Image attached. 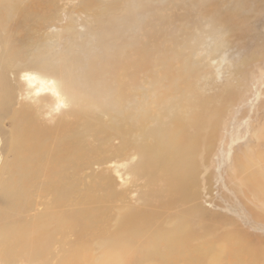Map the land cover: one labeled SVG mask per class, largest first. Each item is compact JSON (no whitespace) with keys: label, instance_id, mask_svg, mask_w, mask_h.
<instances>
[{"label":"rangeland","instance_id":"1","mask_svg":"<svg viewBox=\"0 0 264 264\" xmlns=\"http://www.w3.org/2000/svg\"><path fill=\"white\" fill-rule=\"evenodd\" d=\"M1 93L0 264H264V0H0Z\"/></svg>","mask_w":264,"mask_h":264},{"label":"bare ground","instance_id":"2","mask_svg":"<svg viewBox=\"0 0 264 264\" xmlns=\"http://www.w3.org/2000/svg\"><path fill=\"white\" fill-rule=\"evenodd\" d=\"M93 64V62L91 61V65ZM92 68L93 69H90V70H93V71H96V70H98L96 67H94V66H92ZM96 68V69H95ZM95 69V70H94ZM99 70H101V71H103L104 70V64H102L101 65V67H100V69ZM170 73V72H169ZM173 74V73H172ZM27 77V76H26ZM172 77V76H171ZM162 78V77H161ZM160 78V79H161ZM165 80H166V78L165 77H163ZM25 80H24V83L25 84H27L28 86H31V84L32 83H34V82H36L37 83V86L39 87V89L41 90V91H43V90H48L49 91V93H50V95L51 96H53L54 97V101L59 105V104H62V103H65V99H64V97H63V93L51 82V81H46V80H43V79H40L39 80V82H37V80H36V77H27V78H24ZM169 80L171 79L172 80V78H168ZM177 81L178 80V77H173V81ZM166 82H167V80H166ZM170 82H172V81H170ZM171 85V84H170ZM48 93V94H49ZM170 93V90H169V84L167 83L166 84V87H165V89L163 90V92L161 93V94H164V95H167V94H169ZM177 93V92H176ZM89 94H92V91H91V93H89ZM173 94H174V92H173ZM8 94H6V96H7ZM120 96H122V93L121 94H119ZM164 95H163V98H164ZM169 96V95H168ZM32 97L33 96H30L29 98L30 99H32ZM119 97V96H118ZM40 98V97H39ZM167 98V96L165 97V99ZM169 98V97H168ZM1 100H2V93L0 94V106H1ZM116 100V99H115ZM117 101V100H116ZM115 103V102H114ZM212 110V109H211ZM119 111H120V108H119ZM27 118V117H26ZM212 118V117H211ZM215 118H216V116H215ZM217 118H218V116H217ZM194 119H195V117H194ZM193 119V120H194ZM22 120V119H21ZM215 120H218V119H215ZM26 121V120H25ZM25 124V123H24ZM162 125V122H160V123H158L154 128H153V132H152V134L154 133L156 136H159V134H160V130L162 129V130H164V134H161V135H164V136H168L169 138H171V139H175V140H177L178 141V144H179V147H180V149H181V151H182V158L183 159H186V158H188V157H190V156H192V153L195 151V150H192V149H190L189 147H188V145H187V143L185 142V140H187V139H185V140H183V138L184 137H188L189 136V134L190 133H187L186 132V129L187 128H185V125H184V131H182V128H183V125H177V126H174L172 129H168V128H165V127H163V126H161ZM181 126V127H180ZM195 128V127H194ZM204 135H206V129H205V134ZM151 136V135H150ZM25 137L27 138V139H31V140H33L34 139V134L33 133H27V135H25ZM153 137V136H152ZM147 139H148V137H147ZM190 139V142L193 144V145H198V140H196L195 138L193 139V137L192 138H189ZM202 140V139H201ZM153 141V140H152ZM154 150V152H158V155H159V153L161 152H163L164 150H165V147H164V144H163V142L161 141V140H159V141H157L156 143H155V148L153 149ZM164 153V152H163ZM175 153H171V158L173 157V155H174ZM163 155V154H162ZM240 164H241V168H242V174L244 175V178H245V181L247 182V183H249V184H251L252 183V181H251V179H250V177L255 173V171L253 170V168L251 167V163H250V161H249V159H247V162H245L244 161V163H242V162H239ZM238 166V165H237ZM236 169H238V168H236ZM182 171V170H181ZM240 171V170H239ZM164 172V171H163ZM29 173L30 174H32V171H29ZM174 173V172H173ZM178 173V172H177ZM179 173H180V171H179ZM179 173H178V176H179ZM174 176H175V173L173 174ZM179 178V177H178ZM255 179H256V181H258V183L256 184V186L254 187V188H252L250 185H248V184H245L246 186H247V188L248 189H250L252 192H254V194L256 193V190L259 188V186H258V184H260V182H259V177H257V176H255ZM16 180H17V177L16 176H13L12 177V183L14 184L15 182H16ZM178 180V179H177ZM180 180V179H179ZM179 182V181H178ZM181 182V181H180ZM179 182V183H180ZM178 183V184H179ZM181 184H182V182H181ZM179 186V185H178ZM181 186V185H180ZM179 186V187H180ZM10 234V233H9ZM166 236V235H165ZM7 237H8V235H7ZM10 237V236H9ZM12 237V236H11ZM0 238H1V232H0ZM165 238V237H164ZM171 238H173V236L171 237ZM175 240V239H174ZM26 241H28V240H26ZM179 241V240H178ZM176 242V241H175ZM181 242L183 243L184 241H182L181 240ZM177 243V242H176ZM179 243V242H178ZM243 247L242 246H237V247H235L234 248V250H233V252H234V254H232L231 256H235V258L236 257H240V256H242V255H244V253H242L241 252V249H242ZM11 249V248H10ZM14 250V249H13ZM12 250V251H13ZM10 254H13V252L12 253H10ZM245 254H247L248 256H249V258H250V260L252 259V256L247 252V253H245ZM245 258V257H244ZM9 262V261H8ZM234 264V263H233Z\"/></svg>","mask_w":264,"mask_h":264}]
</instances>
